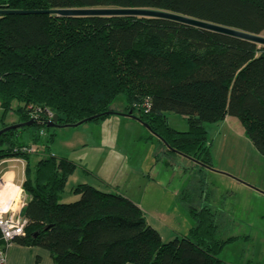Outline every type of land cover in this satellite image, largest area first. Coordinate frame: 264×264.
Listing matches in <instances>:
<instances>
[{"label": "trees", "instance_id": "trees-1", "mask_svg": "<svg viewBox=\"0 0 264 264\" xmlns=\"http://www.w3.org/2000/svg\"><path fill=\"white\" fill-rule=\"evenodd\" d=\"M156 8L212 23L264 33V0H0V10ZM125 100L166 151L214 168L207 125L237 118L264 157V47L168 20L145 17H65L48 13L0 15V161H26L25 235L13 242L46 249L53 264H224L218 212L187 205L196 225L164 242L129 197L81 183L62 194L76 164L50 152L41 131L99 121ZM149 102L148 109L145 106ZM9 112L18 116L6 122ZM166 112L187 120L170 127ZM30 132L31 142L21 140ZM44 145L34 166L23 147ZM187 190V189H186ZM184 200L189 201L187 190Z\"/></svg>", "mask_w": 264, "mask_h": 264}, {"label": "rangeland", "instance_id": "rangeland-1", "mask_svg": "<svg viewBox=\"0 0 264 264\" xmlns=\"http://www.w3.org/2000/svg\"><path fill=\"white\" fill-rule=\"evenodd\" d=\"M113 109V114L99 121L45 128V140L55 135L50 152L77 166L62 201L77 200L73 188L86 182L128 195L142 207L164 242L187 235L196 225L187 205L201 208L208 204L218 212L221 237L240 236L221 252L224 264H264V157L247 138L240 121L232 117L226 123L207 125L214 166L210 169L167 152L165 144L136 118L137 109L132 114L125 111L122 96ZM165 115L170 127L187 130L185 117L174 112ZM1 116L0 109V128ZM17 120L14 112L5 117L6 122ZM21 140L31 142L28 130ZM32 146L30 164L34 166L45 147ZM186 189L189 201L184 200Z\"/></svg>", "mask_w": 264, "mask_h": 264}, {"label": "water", "instance_id": "water-1", "mask_svg": "<svg viewBox=\"0 0 264 264\" xmlns=\"http://www.w3.org/2000/svg\"><path fill=\"white\" fill-rule=\"evenodd\" d=\"M32 13H48V14H54L57 16H65V17L128 16V17H145V18L163 19V20H168V21H172L175 23H179L182 25L195 27L198 29H202V30H206V31L214 32V33H219L222 35L230 36V37L241 39L244 41H249L251 43H255L259 46L264 47V35L262 34H255V33L243 31L240 29L201 20V19L194 18L191 16H187V15H183V14H179V13H175V12H171L167 10L156 9V8H59V9H50V10H0V15L32 14ZM129 114H132V112H129ZM136 118L140 120L139 117H136ZM57 121H58V116L54 115L52 120L49 122L48 126L56 127ZM33 122L34 120L31 119L27 122L16 123V124L6 126L0 129V135L11 129H17L22 126H30L33 124ZM82 123L83 122H80L77 125H80Z\"/></svg>", "mask_w": 264, "mask_h": 264}, {"label": "built area", "instance_id": "built-area-1", "mask_svg": "<svg viewBox=\"0 0 264 264\" xmlns=\"http://www.w3.org/2000/svg\"><path fill=\"white\" fill-rule=\"evenodd\" d=\"M146 108L149 102L145 103ZM47 119L51 120L53 114L48 112ZM39 119L37 114L32 115V120ZM41 134L44 136L45 131ZM23 150L27 152L35 151L34 146H25ZM6 186L7 193L0 194V264L7 263V248L13 243L18 236L25 235V226L27 219L24 217L22 210L27 202V194L22 184L17 185L7 172L0 175V187Z\"/></svg>", "mask_w": 264, "mask_h": 264}, {"label": "crops", "instance_id": "crops-1", "mask_svg": "<svg viewBox=\"0 0 264 264\" xmlns=\"http://www.w3.org/2000/svg\"><path fill=\"white\" fill-rule=\"evenodd\" d=\"M230 118H232V117L227 116L223 121H221V123H226L227 121H229ZM9 123H12V122L10 121ZM207 128H208V126H207ZM25 166H26V161L21 159V158L4 159V160L0 161V175L3 174L4 172H7L9 174V176H11L13 178V180L15 181V184H17V185L23 184V181L25 179ZM86 183H88V182H86ZM102 183L105 184L104 180L102 181ZM88 184H90V183H88ZM91 185H93V184H91ZM7 188L8 187H6V186H1L0 187V194L7 193V190H6ZM97 188H99V187H97ZM8 189H10V188H8ZM123 195H125V194H123ZM74 196L78 197L77 195H74ZM125 196L129 197L128 195H125ZM130 199H132V198H130ZM135 203H137V202H135ZM146 220H147V218H146ZM147 222L150 224V222L148 220H147ZM150 225L152 226V224H150ZM230 237L240 238V236H238V235L230 236ZM245 238H246V240H249L250 236L249 235L245 236ZM6 264H53V262H52L50 253L46 249L36 247V246H33V247L23 246V245H20V244L13 242L7 248V263ZM127 264H133V263H127Z\"/></svg>", "mask_w": 264, "mask_h": 264}]
</instances>
